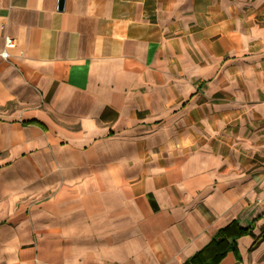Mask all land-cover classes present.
<instances>
[{"label": "crops", "instance_id": "1", "mask_svg": "<svg viewBox=\"0 0 264 264\" xmlns=\"http://www.w3.org/2000/svg\"><path fill=\"white\" fill-rule=\"evenodd\" d=\"M0 0V264H264V0ZM250 233H240V228Z\"/></svg>", "mask_w": 264, "mask_h": 264}, {"label": "trees", "instance_id": "2", "mask_svg": "<svg viewBox=\"0 0 264 264\" xmlns=\"http://www.w3.org/2000/svg\"><path fill=\"white\" fill-rule=\"evenodd\" d=\"M240 233H250V229L241 227ZM235 239L236 236H227L223 229H219L205 246L187 258L183 264H218L234 249Z\"/></svg>", "mask_w": 264, "mask_h": 264}, {"label": "built area", "instance_id": "3", "mask_svg": "<svg viewBox=\"0 0 264 264\" xmlns=\"http://www.w3.org/2000/svg\"><path fill=\"white\" fill-rule=\"evenodd\" d=\"M15 46V41L11 36H6L5 38V48L0 51V59L9 60L10 53L8 51L9 48Z\"/></svg>", "mask_w": 264, "mask_h": 264}, {"label": "water", "instance_id": "4", "mask_svg": "<svg viewBox=\"0 0 264 264\" xmlns=\"http://www.w3.org/2000/svg\"><path fill=\"white\" fill-rule=\"evenodd\" d=\"M63 1H64V0H60V1H59V5H60V7H62V5H63Z\"/></svg>", "mask_w": 264, "mask_h": 264}]
</instances>
